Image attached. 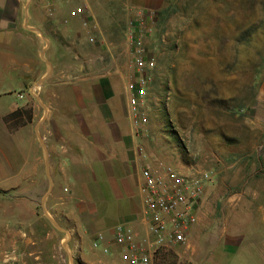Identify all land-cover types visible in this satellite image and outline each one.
Wrapping results in <instances>:
<instances>
[{"label": "rangeland", "instance_id": "1", "mask_svg": "<svg viewBox=\"0 0 264 264\" xmlns=\"http://www.w3.org/2000/svg\"><path fill=\"white\" fill-rule=\"evenodd\" d=\"M88 1L92 12L87 26L68 17L71 6L54 2V13L46 15L42 30L45 73L30 83V106L0 118V136L5 126L13 132L30 121L34 104L42 103L44 91L54 86L53 69L74 62L81 73L92 57L90 69L96 72H112L113 58L131 71L127 27L133 21L134 32L141 28L156 63L144 108L148 151L139 143L145 161L157 158L182 172L205 171L210 179L201 214L211 223V236L197 242L199 252L192 237L189 245L160 253L151 264H199L200 253L212 247L214 261L202 264H264V0H164L160 9L142 15L115 11L117 0ZM13 101L14 94L0 96L2 107ZM37 112L40 117L41 106ZM5 198L6 191L0 189V243ZM75 241L54 235L53 245L40 243L46 250L42 258L52 264H88ZM91 244L87 239L83 254H90ZM98 244L95 249L102 248L103 242ZM10 250L0 245V264ZM24 252L16 249L15 264L34 261ZM115 254L105 253L103 264H114Z\"/></svg>", "mask_w": 264, "mask_h": 264}, {"label": "crops", "instance_id": "2", "mask_svg": "<svg viewBox=\"0 0 264 264\" xmlns=\"http://www.w3.org/2000/svg\"><path fill=\"white\" fill-rule=\"evenodd\" d=\"M77 1L90 18L89 1ZM117 2L114 10L126 15L156 11L164 4V0ZM53 4L54 0H0V96L14 94L18 101L0 106V118L30 106V83L45 73L40 57L42 30L46 15L54 13ZM85 61L87 70L81 73L74 62L64 64L62 70L53 69L54 86L44 91L42 103L34 104L30 121L13 132L5 126L0 136V189L6 191L0 245L24 248L23 255L34 258L16 264H52L42 258L44 247L53 245L52 238L59 233L76 240L88 264H103L109 250L116 253L114 264H124L113 240L114 229L118 224H138L142 217L140 170L147 161L136 147L147 143V133L133 135L125 88L129 70L113 58L115 69L102 74L90 69L92 57ZM201 211L185 244L193 237L197 252V242L211 236V223ZM99 233L103 246L95 249ZM87 239L92 243L89 255L82 252ZM212 251L213 247L200 253V258L211 263Z\"/></svg>", "mask_w": 264, "mask_h": 264}, {"label": "built area", "instance_id": "3", "mask_svg": "<svg viewBox=\"0 0 264 264\" xmlns=\"http://www.w3.org/2000/svg\"><path fill=\"white\" fill-rule=\"evenodd\" d=\"M71 6L69 18H80L88 25L85 7L77 0H54ZM50 3V2H49ZM50 5V4H49ZM52 9H50V12ZM142 15V12H136ZM138 25H142L141 17ZM135 25L129 21L127 27V53L131 71L127 74L125 88L130 124L133 135L147 133L148 124L145 105L150 100L155 59L149 55L144 43L141 28L134 32ZM150 31L151 27H144ZM90 40H93L90 37ZM21 97V94H19ZM138 155L145 157L144 148L136 147ZM140 170V195L142 217L138 224H118L114 229V243L120 247V259L124 264H151L155 256L167 253L174 247L185 245L187 235L198 223L203 203L208 173L201 170L182 172L157 158H150ZM98 234L94 246L102 242ZM18 259L16 249L5 252L4 264H15Z\"/></svg>", "mask_w": 264, "mask_h": 264}, {"label": "trees", "instance_id": "4", "mask_svg": "<svg viewBox=\"0 0 264 264\" xmlns=\"http://www.w3.org/2000/svg\"><path fill=\"white\" fill-rule=\"evenodd\" d=\"M19 112V109L9 113L8 115L5 116L6 119L10 118L11 116H13V114H17ZM9 121V120H8Z\"/></svg>", "mask_w": 264, "mask_h": 264}]
</instances>
